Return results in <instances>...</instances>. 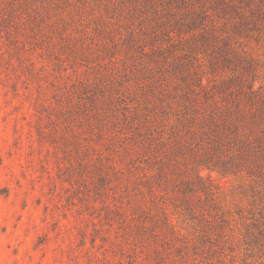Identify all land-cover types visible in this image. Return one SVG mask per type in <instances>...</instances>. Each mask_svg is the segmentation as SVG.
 Segmentation results:
<instances>
[{
	"label": "rangeland",
	"instance_id": "rangeland-1",
	"mask_svg": "<svg viewBox=\"0 0 264 264\" xmlns=\"http://www.w3.org/2000/svg\"><path fill=\"white\" fill-rule=\"evenodd\" d=\"M91 1L57 52L0 24V264H264V32L159 53Z\"/></svg>",
	"mask_w": 264,
	"mask_h": 264
},
{
	"label": "trees",
	"instance_id": "trees-1",
	"mask_svg": "<svg viewBox=\"0 0 264 264\" xmlns=\"http://www.w3.org/2000/svg\"><path fill=\"white\" fill-rule=\"evenodd\" d=\"M104 6L120 8V15L144 16V36L149 41L165 38L167 46L151 45L152 51L162 52L177 43L200 38H222L231 40L247 37L255 32H264V0H92ZM89 0H0V18L4 30L13 35L14 40L29 39L33 44H43L47 49L57 52L69 46L73 38L67 32V22L74 16L88 14ZM73 10V11H71ZM138 14L136 16H138ZM74 21V20H73ZM151 34V36H150ZM183 40V41H181ZM42 45V46H43ZM165 47V48H164ZM41 48V47H40ZM157 48V49H156ZM232 51L233 47L229 46ZM76 52V51H75ZM59 53V52H58ZM76 56H81L75 53ZM199 88L204 92L205 100L212 107L209 122L216 127H228L230 120L226 111L217 107L216 91L208 89L201 82ZM242 93L249 105H255L251 115L252 122H264V93L247 86ZM225 99L228 100L225 96ZM231 103L238 115H242L241 102ZM225 113V114H224ZM260 115V116H259ZM224 116L222 123L216 118ZM256 118V119H255ZM259 119V120H257ZM172 227V226H171Z\"/></svg>",
	"mask_w": 264,
	"mask_h": 264
}]
</instances>
